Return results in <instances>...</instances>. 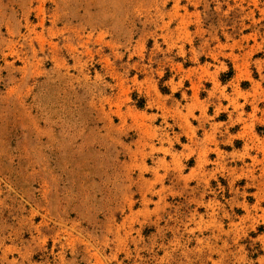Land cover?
<instances>
[{
    "label": "rangeland",
    "instance_id": "rangeland-1",
    "mask_svg": "<svg viewBox=\"0 0 264 264\" xmlns=\"http://www.w3.org/2000/svg\"><path fill=\"white\" fill-rule=\"evenodd\" d=\"M0 264H264V0H0Z\"/></svg>",
    "mask_w": 264,
    "mask_h": 264
}]
</instances>
